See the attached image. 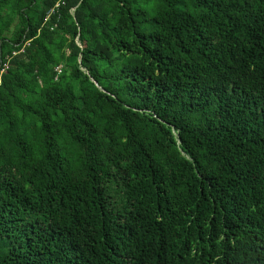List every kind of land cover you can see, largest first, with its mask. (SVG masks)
<instances>
[{"label":"trees","instance_id":"obj_1","mask_svg":"<svg viewBox=\"0 0 264 264\" xmlns=\"http://www.w3.org/2000/svg\"><path fill=\"white\" fill-rule=\"evenodd\" d=\"M0 264H264V0H0Z\"/></svg>","mask_w":264,"mask_h":264},{"label":"built area","instance_id":"obj_2","mask_svg":"<svg viewBox=\"0 0 264 264\" xmlns=\"http://www.w3.org/2000/svg\"><path fill=\"white\" fill-rule=\"evenodd\" d=\"M7 68H8V65H7L6 69H7ZM57 71H59V72H60V71H61V69H60V68H58V69H57Z\"/></svg>","mask_w":264,"mask_h":264}]
</instances>
